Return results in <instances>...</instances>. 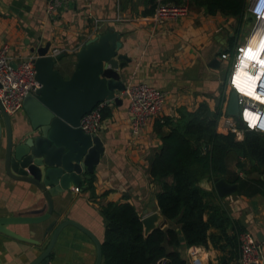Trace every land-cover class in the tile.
<instances>
[{"label":"crops","instance_id":"1","mask_svg":"<svg viewBox=\"0 0 264 264\" xmlns=\"http://www.w3.org/2000/svg\"><path fill=\"white\" fill-rule=\"evenodd\" d=\"M186 1V2H185ZM174 2V1H172ZM188 5V13L175 21L158 24L147 0H74L58 9L54 15L46 12V0H0V48H9V58L21 62L35 58L32 48L50 45L63 53L55 62V68L65 79L69 78L76 63V53L88 40L105 28H113L120 35L119 54L127 58L122 75L125 86L145 83L165 93L162 113L141 131L134 133L128 100L121 96V105H106L102 111L103 124L98 136L104 146V154L95 168L86 189H71L53 199L55 225L45 235L51 220L41 224H17L8 229L23 238L22 241L0 233V264H30L45 249L49 238L63 220L81 225L102 244L104 221L100 214L108 203L131 204L140 220L157 214L156 229L164 230L169 222L159 228L165 219L160 214L156 195L161 191L158 182L149 174L150 161L160 150V134L169 127L165 121H187L201 106H206V116L220 109L217 133L227 134L224 128V111L230 94L228 76L237 49L244 48L249 36L252 17L248 13V0L239 16L221 13L208 14L190 0H180ZM177 5V3H176ZM179 5V4H178ZM228 54L225 59L221 56ZM220 69L214 67V60ZM247 59V57H242ZM222 71H226L225 78ZM23 113L13 115L14 129L22 123ZM238 128L242 125L233 119ZM244 137V132L241 141ZM5 141L0 138V218L38 217L47 210L43 196L33 186L14 182L4 169ZM240 161L242 168H237ZM228 174L210 181H202L206 200L219 206L227 214L228 238L237 233L249 232L262 248L264 264V181L263 173L251 171L250 162L239 151H232L227 159ZM246 171V172H244ZM214 179L236 185L237 191L220 197L214 189ZM210 211L205 212L207 219ZM258 234L263 238L261 241ZM207 246L185 244L178 233L176 251L186 264H238L239 248L232 246L221 231L208 230ZM168 251L173 248L167 247ZM167 260V259H166ZM96 248L80 230L66 226L60 232L47 264H95Z\"/></svg>","mask_w":264,"mask_h":264},{"label":"water","instance_id":"2","mask_svg":"<svg viewBox=\"0 0 264 264\" xmlns=\"http://www.w3.org/2000/svg\"><path fill=\"white\" fill-rule=\"evenodd\" d=\"M121 46L120 35L113 28H105L79 48L74 70L67 79L55 68L58 58L51 55L49 44L31 49L40 88L23 100L20 109L23 120L18 129H14L13 115H8L0 102V138L3 132L6 175L14 182L36 188L47 210L38 217L0 218V233L25 241L8 226L51 220L45 231L47 235L55 225L53 199L71 189H86V182L91 180L104 154V146L98 136L82 132L80 121L99 104L121 105L120 94L125 89V76L121 73L127 62V58L119 54ZM214 67L220 69L217 59ZM221 73L225 78L227 72ZM239 113L237 94L231 92L225 114L238 119ZM214 189L218 196L226 197L237 191V186L214 179ZM159 219L157 214H151L141 220L145 236L157 228ZM166 224L164 220L159 228ZM66 226L77 228L93 242L95 264H102L100 242L87 229L68 219L57 225L43 252L30 264L49 262L57 238ZM258 238L263 239L259 234Z\"/></svg>","mask_w":264,"mask_h":264},{"label":"trees","instance_id":"3","mask_svg":"<svg viewBox=\"0 0 264 264\" xmlns=\"http://www.w3.org/2000/svg\"><path fill=\"white\" fill-rule=\"evenodd\" d=\"M179 1L162 0L177 5ZM147 2L154 12L157 0ZM190 4L203 7L211 15L239 16L246 0H190ZM206 113V106H201L187 121H165L169 131L160 134V150L150 161L149 174L161 186L156 195L158 209L169 227L155 229L145 236L140 217L131 204H106L100 211L104 221L102 264H155L160 259H167L168 264H186L176 251L178 233L187 246L206 247L208 240H219L208 236L210 228L220 230L221 238L237 248L238 225L234 223L237 233L229 239L227 214L206 200L200 183L227 175V159L232 151H239L250 162L252 172L263 173L264 134L244 131L243 139L237 141L233 133H217L220 109L209 116ZM237 168H242L240 161ZM207 211L210 214L205 219ZM167 247L173 250L168 251Z\"/></svg>","mask_w":264,"mask_h":264},{"label":"built area","instance_id":"4","mask_svg":"<svg viewBox=\"0 0 264 264\" xmlns=\"http://www.w3.org/2000/svg\"><path fill=\"white\" fill-rule=\"evenodd\" d=\"M74 0H46V12L49 15L56 14L58 9L66 6ZM250 5L247 8L251 15L252 4L255 0H249ZM186 2V1H185ZM188 13L187 4H159L156 7L154 20L158 24H164L168 21H175ZM252 17V16H251ZM262 27L259 18L253 19L249 36L246 41V51L250 48V43L255 38L256 33ZM252 47V46H251ZM244 48H238L237 54L232 65V69L228 76V85L231 92H235L238 97V106L240 108L239 118L236 119L242 125V129L238 128L235 118L223 114L225 118L224 128L227 132L233 133L235 137L241 139L244 131L264 134V98L251 88L254 96L263 100V104H258L250 95L242 92L237 86L238 64L243 61L248 62L245 53L242 55ZM253 49V47H252ZM254 52V51H252ZM51 55L56 58L63 52L58 48L50 50ZM228 54L221 57L225 59ZM235 78V83H234ZM40 88L36 80V72L34 69L33 59L13 62L9 58V48L4 45L0 48V102L8 115H15L20 111L23 100L27 96L34 95ZM128 100V109L131 114V127L134 133L141 131L149 122L160 117L165 99V93L158 88L145 83L130 84L125 86L124 91L120 94ZM104 103L96 106L90 113L84 115L80 121V129L87 135L96 136L102 127L103 117L102 110ZM247 112H252L256 116V120L250 123L246 117ZM253 125V126H250ZM78 192V189H75ZM239 258L238 264H262L263 251L256 243L255 237L249 232H243L238 236ZM197 260H194L196 264ZM155 264H168L166 259H160Z\"/></svg>","mask_w":264,"mask_h":264},{"label":"clouds","instance_id":"5","mask_svg":"<svg viewBox=\"0 0 264 264\" xmlns=\"http://www.w3.org/2000/svg\"><path fill=\"white\" fill-rule=\"evenodd\" d=\"M258 8L260 9L258 11ZM251 16L253 19L256 17L259 18L262 23V27L256 33L255 38L250 43V45L254 48V58L247 60L246 63V71L247 78L253 79L252 87L254 88L259 95L264 98V65H261V61L264 60V5L261 4V0H255L254 4H252L251 8ZM238 69L241 68V64H238Z\"/></svg>","mask_w":264,"mask_h":264},{"label":"bare ground","instance_id":"6","mask_svg":"<svg viewBox=\"0 0 264 264\" xmlns=\"http://www.w3.org/2000/svg\"><path fill=\"white\" fill-rule=\"evenodd\" d=\"M250 49L252 50L251 46H250ZM252 53L254 54V52H252ZM246 63H247L246 61H243V63H241V68H239L238 72L236 71V73H237V75H236L237 76L236 77L237 78V86L242 92L250 95V98H254L256 100V102H258V104H263V100H259L258 97L254 96L250 90L252 87L253 79L246 77L248 75L247 71H246ZM261 65H264V64L261 63ZM247 114H248V116H247L248 121L250 123H253L256 120V116L253 115L252 112H247Z\"/></svg>","mask_w":264,"mask_h":264},{"label":"snow or ice","instance_id":"7","mask_svg":"<svg viewBox=\"0 0 264 264\" xmlns=\"http://www.w3.org/2000/svg\"><path fill=\"white\" fill-rule=\"evenodd\" d=\"M261 4L262 5H264V0H261ZM260 9L258 8V11H259ZM262 47H264V46H262ZM245 55L248 57V58H254V56L256 55V54H253L252 53V50L249 48L247 51H246V53H245ZM260 63H262V64H264V61H261ZM236 81H235V78H234V83H235ZM259 98V97H258ZM248 116V114L246 113V117ZM250 126H253V125H250Z\"/></svg>","mask_w":264,"mask_h":264},{"label":"rangeland","instance_id":"8","mask_svg":"<svg viewBox=\"0 0 264 264\" xmlns=\"http://www.w3.org/2000/svg\"><path fill=\"white\" fill-rule=\"evenodd\" d=\"M250 5V1L248 0V6ZM23 119V118H22Z\"/></svg>","mask_w":264,"mask_h":264}]
</instances>
